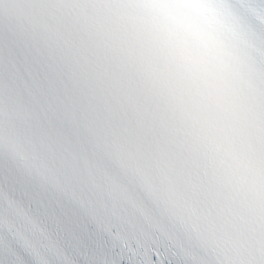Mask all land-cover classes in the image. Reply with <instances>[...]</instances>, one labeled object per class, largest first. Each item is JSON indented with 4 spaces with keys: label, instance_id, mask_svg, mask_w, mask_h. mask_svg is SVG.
<instances>
[{
    "label": "snow or ice",
    "instance_id": "obj_1",
    "mask_svg": "<svg viewBox=\"0 0 264 264\" xmlns=\"http://www.w3.org/2000/svg\"><path fill=\"white\" fill-rule=\"evenodd\" d=\"M0 264H264V0H0Z\"/></svg>",
    "mask_w": 264,
    "mask_h": 264
}]
</instances>
